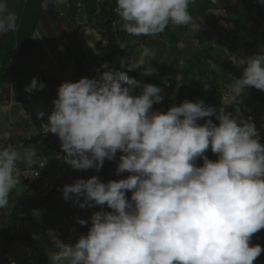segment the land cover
Instances as JSON below:
<instances>
[{
    "label": "clouds",
    "instance_id": "9594fccd",
    "mask_svg": "<svg viewBox=\"0 0 264 264\" xmlns=\"http://www.w3.org/2000/svg\"><path fill=\"white\" fill-rule=\"evenodd\" d=\"M64 2L43 0L41 6L47 10ZM192 3L116 0L121 21L115 24L122 23L131 36L156 37L170 25L191 24ZM17 19L7 0H0V35L16 31ZM150 55L145 48L128 71L142 69L141 76H152ZM117 59L122 71L105 63L93 78L61 83L47 122L43 110L36 115L45 135L58 138L60 157L74 170L99 172L119 153L115 174H127L107 182L78 178L62 187L65 201L100 210L89 222L76 219L90 226L74 244L65 245L49 230L59 249L49 264H254L264 253V246L252 244L264 229V144L235 101L247 88L264 91V45L238 59L242 75L228 85L234 113L204 100L153 110L163 102L162 89L130 78L122 53ZM45 87L34 77L24 91ZM37 158L34 145L20 151L0 147V210L10 207V194L20 183L17 165L32 166ZM9 264L15 261L9 258Z\"/></svg>",
    "mask_w": 264,
    "mask_h": 264
},
{
    "label": "crops",
    "instance_id": "0c3cea01",
    "mask_svg": "<svg viewBox=\"0 0 264 264\" xmlns=\"http://www.w3.org/2000/svg\"><path fill=\"white\" fill-rule=\"evenodd\" d=\"M99 1L104 4L110 0H65L47 10L41 6L43 0H7L8 11L17 15L18 27L16 31L0 35V147L12 146L20 151L34 145L47 163L53 164L58 149L53 145L39 146L42 121L36 115L52 104L61 83L76 79L73 42L78 35H83L87 56L85 67L91 63L92 68L87 67L90 72L98 68V54L94 50L100 39L97 28L104 23L96 18L98 14L94 16L100 9ZM247 2L250 0H194L189 5L193 17L191 24L170 25L156 37L131 36L122 31V23L114 24V32L136 45L135 58H139L145 48L151 52L148 59L156 72L152 76H141L142 69L130 73L142 84L150 83L162 89L163 102L154 105L153 110L166 111L184 100H204L217 110L224 105L228 107L227 111L234 113L228 85L232 77L242 75L243 68L238 59L257 53L259 45H264V13L252 20ZM116 17L120 22V17ZM128 51L122 53L124 72L130 63ZM34 77L46 87L42 91L26 93L24 88ZM139 91L136 89V94ZM235 102L245 119L251 117L262 128L260 134L264 137V91L247 88ZM47 116L45 114L43 122H47ZM211 119L218 123L214 117ZM52 138L60 143L55 135L52 134ZM207 155L210 159L215 158L211 151ZM118 158L119 153L115 161L106 160L99 172L82 171V177L73 169L69 172V184L74 179L92 176L103 182L126 178L127 174H115ZM23 171L33 181L25 164ZM56 201L53 197L48 205L34 211L35 217L30 214L29 218L37 219H33L31 225L37 231L32 233L38 243L34 248L25 245L29 255L13 258L2 255L0 264H9V258L15 264H49L52 251H59L49 230H53L65 245L71 244L76 230L84 227L75 224L74 220L80 216V219L88 218L89 222L93 213L100 210L99 207L81 209L65 200L63 208ZM66 236L68 240H64Z\"/></svg>",
    "mask_w": 264,
    "mask_h": 264
},
{
    "label": "trees",
    "instance_id": "16d2710c",
    "mask_svg": "<svg viewBox=\"0 0 264 264\" xmlns=\"http://www.w3.org/2000/svg\"><path fill=\"white\" fill-rule=\"evenodd\" d=\"M109 2L112 3L111 5V10H110V5L108 4ZM116 6V0H110L107 3H104L101 5L102 10L99 13H94L98 14L96 18L99 20L102 19L104 23L102 25H99L97 28V33L100 36L99 41L96 44V52H97V64L98 68L100 65L107 63L110 68H112V64L117 57L119 53H124L126 51L130 52V63L134 62V58L136 57L135 53V46L134 44H131L128 39L126 40L125 36H121L120 34L118 35L116 32H114L113 26L116 22V13L114 12V8ZM107 7V9H106ZM109 8V9H108ZM109 17V15H111ZM73 46L76 48V57H75V65L78 71V74L76 76V79L72 80L71 82H77L80 78H93L96 75V71L94 70L93 73L91 74L90 71H88L87 67H85V59L87 58L86 52L84 49V42H83V35H78L76 39L73 42ZM128 65V66H129ZM106 69H101V71H104ZM127 72H132L128 71V67L126 68V74L131 78L134 76L132 75L133 73L128 74ZM53 105L51 104L48 106L45 110V114L48 115V113L51 112ZM25 184L28 186V191L30 193H27L30 195L29 201L22 206L24 207V211L21 214H16V219H23L26 218L27 216H30L28 214L27 209L30 211L40 209L42 207H45L50 200H52V196L42 199L40 190L38 189V183H33L31 184L30 181H26ZM60 204L59 201H56ZM106 208V207H105ZM29 211V212H30ZM19 217V218H18ZM29 218V217H27ZM18 220V221H19ZM20 225V224H19ZM88 226H84L83 228H78L75 233V238L73 239L72 244L76 242V239L79 237L80 234H86L88 231ZM20 228V226H19ZM16 231H9L7 235V242L8 244H17V243H22L25 244L28 247H35V245L38 243V240L34 237L33 233L31 231H22L21 229L15 228ZM15 233V234H14ZM258 237L255 239V244H260L261 246H264V232H259L254 237ZM264 262V253L261 254V256L254 262V264H262Z\"/></svg>",
    "mask_w": 264,
    "mask_h": 264
},
{
    "label": "rangeland",
    "instance_id": "374dc122",
    "mask_svg": "<svg viewBox=\"0 0 264 264\" xmlns=\"http://www.w3.org/2000/svg\"><path fill=\"white\" fill-rule=\"evenodd\" d=\"M102 4L103 3H101L99 1L100 9H101ZM108 4L110 5V9H111L112 3L109 2ZM242 4L243 3H241V5ZM247 6H248L249 12H250L249 16L252 20H255V17H261V12L264 13V7H262L261 4L257 3V0H250V2H247ZM106 9H107V7H106ZM101 11L102 10H100V12ZM97 13H99V11ZM111 16L112 15H109V17H111ZM256 21L259 22V20H256ZM84 38L87 39V36L85 34H84ZM140 40L143 42L145 41V39H140ZM94 52H96V51L94 50ZM93 59H96V58H93ZM87 60H88V62L90 61V59H87ZM124 66H123V69H124ZM87 67L92 68L91 63H89L87 65ZM236 78H238V77H236ZM262 122H264V121H262ZM255 125H256V123H255ZM256 127L259 130V132L262 131V128L259 125H256ZM260 136L262 137L261 140L264 139V137L261 134H260ZM215 159H216V157L213 160H215ZM19 170H20V167L17 165V172H20V174L18 173L19 178H20V183L17 186V188L10 194V200L12 201V203H11L9 208L4 209L3 211L0 210V257L2 255H4V256L7 255L8 257L13 258V257H16L17 255L18 256H24L27 254L29 255V253L26 252L25 244H22V243H17V244H12V245L8 244L7 235H8L9 231H12V233H13V231H16L15 228H18V229H21L22 231L29 230L31 232L32 231H35V233L37 232L35 230V228L32 227V225H31L32 224L31 221H33V219L35 217L33 215V214H35L34 213L35 210L32 209L30 211L29 209H27V211H26V212H28V214H31L34 217L27 218V217H29V216H27L26 218H23L21 220L16 219V214L17 213L18 214L23 213L24 207L22 205L27 203L29 201V197H30V195L27 194L30 192L28 191V186L25 184V182L29 179L28 181H30V183H33V181L30 180L29 176L26 173H24V171H22V170L19 171ZM127 195L130 197L131 193H128ZM42 199H45V198H42ZM77 218H80V216H78ZM76 219L74 220L75 224H77ZM34 220H37V219H34ZM87 220H88V218L85 219L86 222H87ZM19 226H20V228H19ZM260 232L263 233L264 229H262ZM64 238H65L64 240H66V239L68 240L67 236ZM257 238H258L257 236L256 237L253 236V239H252L253 245H255V239H257ZM44 242H47V241H44ZM262 264H264V262Z\"/></svg>",
    "mask_w": 264,
    "mask_h": 264
},
{
    "label": "built area",
    "instance_id": "2783aa9c",
    "mask_svg": "<svg viewBox=\"0 0 264 264\" xmlns=\"http://www.w3.org/2000/svg\"><path fill=\"white\" fill-rule=\"evenodd\" d=\"M259 46H261V44ZM255 54L256 53H253V55ZM112 69L122 71L120 64L118 63V59L112 64ZM38 143L39 146L53 145L57 147L58 150L55 155V161L53 164L47 163L46 159L42 157L36 149L38 158L34 161L32 166L25 164L26 171L29 172L31 179L39 184L43 198H47L52 195L54 200L59 201L61 206L64 208L66 204L62 198L61 189L65 184H69L66 180V176L73 170V168H71L69 164L65 163L60 157L63 155L59 147L60 143H57L56 140L52 138V134L45 135V129L42 126L40 129V139ZM18 166L20 167V170L23 171L24 163H19ZM38 172L39 176L37 177ZM17 173L20 174V172ZM78 175L82 177L83 172L78 171ZM41 213H43V209H41Z\"/></svg>",
    "mask_w": 264,
    "mask_h": 264
},
{
    "label": "bare ground",
    "instance_id": "6f19581e",
    "mask_svg": "<svg viewBox=\"0 0 264 264\" xmlns=\"http://www.w3.org/2000/svg\"><path fill=\"white\" fill-rule=\"evenodd\" d=\"M77 174H78V172H77ZM69 176H70V174L68 173V175L66 176L67 178H66V180L69 182ZM38 189L40 190V193L42 192L41 191V188H40V186H39V184H38ZM41 196H42V193H41ZM52 196V195H51ZM50 197V196H49ZM53 197V196H52ZM48 198V197H47ZM51 201V200H50Z\"/></svg>",
    "mask_w": 264,
    "mask_h": 264
}]
</instances>
